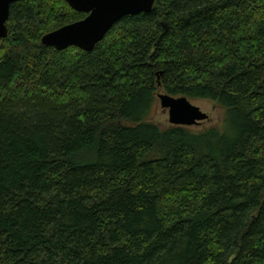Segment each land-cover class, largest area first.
<instances>
[{
  "label": "trees",
  "instance_id": "obj_1",
  "mask_svg": "<svg viewBox=\"0 0 264 264\" xmlns=\"http://www.w3.org/2000/svg\"><path fill=\"white\" fill-rule=\"evenodd\" d=\"M87 16L11 6L0 264H264V0H155L91 51L42 43ZM160 91L222 127L161 128Z\"/></svg>",
  "mask_w": 264,
  "mask_h": 264
},
{
  "label": "water",
  "instance_id": "obj_2",
  "mask_svg": "<svg viewBox=\"0 0 264 264\" xmlns=\"http://www.w3.org/2000/svg\"><path fill=\"white\" fill-rule=\"evenodd\" d=\"M26 0H0V40L8 36L7 23L11 6ZM75 11L88 14L79 22L64 26L44 36L45 46L65 50L71 46L91 51L102 42L115 24L126 16L151 12L155 0H65ZM160 74L158 75V78ZM160 86V83H159ZM157 98L162 109L168 111L172 126L191 128L209 120L203 112L185 97L159 92Z\"/></svg>",
  "mask_w": 264,
  "mask_h": 264
},
{
  "label": "rangeland",
  "instance_id": "obj_3",
  "mask_svg": "<svg viewBox=\"0 0 264 264\" xmlns=\"http://www.w3.org/2000/svg\"><path fill=\"white\" fill-rule=\"evenodd\" d=\"M192 103L210 116L209 120L203 122L201 125L191 127L192 130L201 132L214 127H222L224 110L221 107H218L216 104L206 100L192 101ZM151 119L163 129L171 126L168 111L161 108L159 100Z\"/></svg>",
  "mask_w": 264,
  "mask_h": 264
}]
</instances>
